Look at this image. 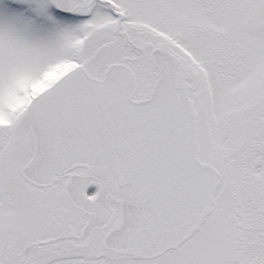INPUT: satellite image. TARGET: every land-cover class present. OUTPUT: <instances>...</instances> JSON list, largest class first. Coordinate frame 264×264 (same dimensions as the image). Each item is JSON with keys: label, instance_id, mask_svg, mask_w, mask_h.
Returning <instances> with one entry per match:
<instances>
[{"label": "snow or ice", "instance_id": "1", "mask_svg": "<svg viewBox=\"0 0 264 264\" xmlns=\"http://www.w3.org/2000/svg\"><path fill=\"white\" fill-rule=\"evenodd\" d=\"M0 264H264V0H0Z\"/></svg>", "mask_w": 264, "mask_h": 264}]
</instances>
